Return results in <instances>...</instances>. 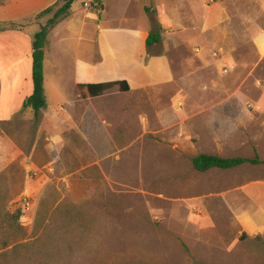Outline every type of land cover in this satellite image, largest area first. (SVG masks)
I'll list each match as a JSON object with an SVG mask.
<instances>
[{"label": "rangeland", "instance_id": "rangeland-1", "mask_svg": "<svg viewBox=\"0 0 264 264\" xmlns=\"http://www.w3.org/2000/svg\"><path fill=\"white\" fill-rule=\"evenodd\" d=\"M72 5L48 37L56 54L45 61L37 115L22 105L29 85L11 80L15 66L5 72L18 59L14 42L0 37V262L264 264V163L205 172L191 163L198 153L264 159V57L254 41L264 0ZM4 11L0 21H13ZM35 16L16 21L32 37L52 13ZM145 23L160 31L182 83L137 91V76L149 80L139 52H121L137 44L126 29ZM103 39L105 58L126 60L117 70L134 86L90 98L78 94L72 66L93 59ZM205 40L214 67L187 71L181 57Z\"/></svg>", "mask_w": 264, "mask_h": 264}, {"label": "crops", "instance_id": "crops-1", "mask_svg": "<svg viewBox=\"0 0 264 264\" xmlns=\"http://www.w3.org/2000/svg\"><path fill=\"white\" fill-rule=\"evenodd\" d=\"M31 2L30 9L29 10H23L21 3L19 0H9L8 5L4 7H0V10H5L3 14H8L9 17H6V19H10L13 21H17V19L24 18L23 16L28 14L29 17L35 16L38 12L43 10L44 8L50 6L56 0H29V3ZM73 6V5H72ZM70 7L68 13L63 16L56 24H54L49 29V34L47 36V42L45 46V56H44V62H43V74L45 71V61L47 58H52V55H55L54 48L55 46L50 43L54 42L56 38L49 39L48 37L52 34L55 30V27L62 25L63 21H66L68 18V15L72 13ZM8 10V11H7ZM89 17V15H87ZM4 19V20H6ZM122 28H109V30H119ZM127 31L131 32L133 35L132 43L137 42V44H134L132 46V49H129L128 51H122V53H126L130 58H133L135 56V51L139 52V65L142 61V66L140 68V72L147 75L149 80L147 82H138L140 79L137 76V79L134 80V83L138 87L137 91L145 90L148 87H155V86H161V85H174L178 83H182V76L178 78V72L175 71L174 65L172 64V60L167 53L168 50L165 48V50L159 49V43H155L149 47H146L145 45V39L150 31L149 27L146 26V23L143 24V26H139V28L135 27L132 29H126ZM5 36L6 38L10 37L13 43V49L16 50V55H18V59L13 61L10 65L4 66L5 72L9 71L14 67V73L11 72L12 81L22 82L26 86V92L23 97V101L31 94L32 92V77H31V40L32 36L28 34L25 29L23 30H5L0 32V37ZM58 38V37H57ZM137 38L136 40H134ZM175 40H179L178 38H175ZM174 41V40H173ZM204 45L201 46V48H198L199 53L194 54L189 51L185 53V56L182 58V63L184 69L191 70L195 69L196 67H202V68H209L214 67L215 63L214 61L209 58V52L207 51V48H209L210 42L205 40ZM256 48L259 52L260 57H264V33L257 35L254 39ZM53 45V47H52ZM111 45L106 43V41L100 40L98 46L94 50V57L93 59L88 60H82L80 58H75V61L73 62L72 66V76H73V84L75 85V88L78 91L79 94V85L80 84H89V83H97V82H107V81H117V80H126L129 85V90L126 92H131L132 87V81L129 77L125 76L124 74H121L117 68L120 67V65L126 63V60H120L115 61V65L111 62H108L105 58L108 51H110ZM137 49V50H136ZM187 49V48H185ZM189 52V53H188ZM97 53L100 56V60L97 59ZM58 54V53H57ZM24 59V60H23ZM122 59H126L125 57ZM23 60V61H22ZM99 60V61H98ZM175 61V60H174ZM21 62V63H20ZM23 62V64H22ZM21 65H18V64ZM182 67H180L182 69ZM136 77V74L134 75V78ZM133 78V79H134ZM144 78H142L143 80ZM71 80V81H72ZM150 81V82H149ZM28 83V84H27ZM22 84V85H23ZM19 89V87H18ZM85 93L88 95L86 88H82ZM109 91H118L120 93H126L121 92L116 86L108 89ZM92 98V97H90ZM238 106V104H237ZM43 109H40L42 111Z\"/></svg>", "mask_w": 264, "mask_h": 264}, {"label": "trees", "instance_id": "trees-1", "mask_svg": "<svg viewBox=\"0 0 264 264\" xmlns=\"http://www.w3.org/2000/svg\"><path fill=\"white\" fill-rule=\"evenodd\" d=\"M75 0H57L52 5L44 8L38 12L35 16V20H39L42 16L47 13H52V16L47 19L45 23H40L39 30L33 35L31 40V77L33 89L31 94L23 101L24 108H30L33 110L35 115L38 114L39 110L44 108L46 105L44 97V74H43V62L45 56V46L47 42V34L49 29L58 22L60 18L65 16ZM58 5V6H57ZM56 9H53L56 7ZM145 11H149L150 8L144 7ZM23 24L16 21H0V32L5 30H23ZM161 41V33L159 30H150L146 39L145 45L149 47L155 43ZM80 87H84L87 93L91 97H95L103 94L106 90L116 86L121 92H126L129 90V85L126 80L117 81H107V82H97L89 84H80ZM191 163L195 170L198 172H205L211 168L218 169H230L242 165L244 163L249 164H259L264 163V159H260L257 155L254 157H224L209 153H198L191 157ZM2 248L7 247V243H3ZM19 247H14L12 250L4 253L3 256L10 257L17 255ZM27 253V249H24ZM2 256V255H0ZM4 264V262H0Z\"/></svg>", "mask_w": 264, "mask_h": 264}, {"label": "built area", "instance_id": "built-area-1", "mask_svg": "<svg viewBox=\"0 0 264 264\" xmlns=\"http://www.w3.org/2000/svg\"><path fill=\"white\" fill-rule=\"evenodd\" d=\"M87 4V3H86Z\"/></svg>", "mask_w": 264, "mask_h": 264}, {"label": "water", "instance_id": "water-1", "mask_svg": "<svg viewBox=\"0 0 264 264\" xmlns=\"http://www.w3.org/2000/svg\"><path fill=\"white\" fill-rule=\"evenodd\" d=\"M103 7V6H102Z\"/></svg>", "mask_w": 264, "mask_h": 264}]
</instances>
